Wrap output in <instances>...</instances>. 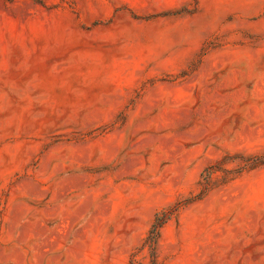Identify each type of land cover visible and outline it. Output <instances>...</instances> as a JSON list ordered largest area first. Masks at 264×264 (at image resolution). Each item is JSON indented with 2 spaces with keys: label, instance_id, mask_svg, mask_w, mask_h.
Segmentation results:
<instances>
[{
  "label": "rangeland",
  "instance_id": "rangeland-1",
  "mask_svg": "<svg viewBox=\"0 0 264 264\" xmlns=\"http://www.w3.org/2000/svg\"><path fill=\"white\" fill-rule=\"evenodd\" d=\"M0 264H264V0H0Z\"/></svg>",
  "mask_w": 264,
  "mask_h": 264
},
{
  "label": "trees",
  "instance_id": "trees-1",
  "mask_svg": "<svg viewBox=\"0 0 264 264\" xmlns=\"http://www.w3.org/2000/svg\"><path fill=\"white\" fill-rule=\"evenodd\" d=\"M158 220H159V219H158ZM158 220H157V221H158ZM163 224H164L163 222H159V223H157V224L154 226L153 230H152V235H154V238H155V244H157V241H158V239H159V230L161 229V227H162Z\"/></svg>",
  "mask_w": 264,
  "mask_h": 264
}]
</instances>
